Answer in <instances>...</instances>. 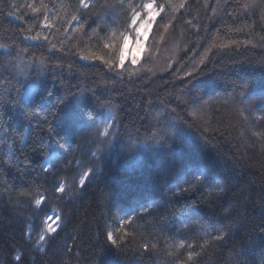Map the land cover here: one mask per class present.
<instances>
[{
	"label": "trees",
	"instance_id": "obj_1",
	"mask_svg": "<svg viewBox=\"0 0 264 264\" xmlns=\"http://www.w3.org/2000/svg\"><path fill=\"white\" fill-rule=\"evenodd\" d=\"M90 1L0 0V264H264V0H157L124 70L128 0Z\"/></svg>",
	"mask_w": 264,
	"mask_h": 264
},
{
	"label": "snow or ice",
	"instance_id": "obj_2",
	"mask_svg": "<svg viewBox=\"0 0 264 264\" xmlns=\"http://www.w3.org/2000/svg\"><path fill=\"white\" fill-rule=\"evenodd\" d=\"M80 5L84 8L88 7V4L85 2V0H79ZM128 8L125 12V15L128 16L127 21L125 22V30L122 33H117L115 31H111L109 33L110 37L112 39H116L117 35H119V41L118 46H115L112 43V40H109L108 42L104 43L103 47L105 49H113L115 48L116 56L113 58V60H105V63L109 65V68H117L120 70L125 69L126 61L129 59L128 53L131 52L130 56V65H137L140 61L141 53L144 51V46L146 41L148 40L149 34L151 32V29L153 28L154 24L157 21V17L164 11L163 5H157V0H145V2H142L138 5L133 4L132 0H128ZM29 7H32L33 12L40 13L42 8H45L47 10L46 5H41L40 7H36L34 5H29ZM105 9L110 8H116L119 7L123 9L125 7V0H117V3L115 5L106 3ZM174 8L175 6L172 5ZM180 7H183V5H180ZM101 17H97V19H100ZM45 20L48 19L47 16L44 18ZM75 19V17H73ZM79 23V21H78ZM93 23H96V21H93ZM48 27L49 25H45ZM32 39H37V37H32ZM46 39V38H45ZM132 44L133 47L130 49L129 45ZM88 58V57H85ZM93 59L97 57H92ZM100 59H104L103 56L99 57ZM134 74V73H133ZM191 75V74H189ZM107 127V126H106ZM105 135H108L107 131L105 130ZM259 135V134H258ZM94 174V169L87 170V175H82L79 180V186L83 187L86 183V181ZM59 192H64V186L61 185L57 187L56 189ZM42 203L41 199H36L35 204L40 205ZM57 219H59L57 217ZM131 221H128L130 223ZM221 227H227L226 225H221ZM58 227H53L51 224H48L47 228L44 230V232L40 235L39 240L41 242L45 241L46 235L50 233H57ZM226 235V233H225ZM54 238V235L53 237ZM108 240L111 241L113 245H118V239L116 236H114L113 233L108 234ZM224 238V235H217V240H222ZM183 243L179 245V247H183ZM153 249H155V245H151ZM149 248L148 244L143 245V249L147 251ZM41 250H43V244H41ZM189 260L192 259L191 253L189 254ZM16 259H20L17 257Z\"/></svg>",
	"mask_w": 264,
	"mask_h": 264
},
{
	"label": "rangeland",
	"instance_id": "obj_3",
	"mask_svg": "<svg viewBox=\"0 0 264 264\" xmlns=\"http://www.w3.org/2000/svg\"><path fill=\"white\" fill-rule=\"evenodd\" d=\"M85 2L88 4V6L90 5V3H91V1L90 0H85ZM161 15V14H160ZM160 15L157 17V20L159 19V17H160ZM157 22V21H156ZM49 25L48 27H46L45 25ZM78 24V20H76L75 22H74V24H73V26L72 27H74V26H76ZM156 24V23H155ZM155 24H154V26H155ZM154 26H153V28H154ZM50 27H51V25H50V21H49V19H47V21L44 23V25H43V30L45 31V32H48L49 30H50ZM153 28L151 29V32H150V34H149V37H148V40L146 41V43H145V46H144V51L141 53V56H140V61H139V63L137 64V65H130V56H131V52H129L128 53V57H129V59L126 61V65L125 66H127V65H130V66H132V67H138L140 64H141V62H142V60H143V58H144V55H145V53H146V51H147V45H148V42H149V38H150V36H151V34H152V31H153ZM133 47V45L132 44H130L129 45V48L131 49ZM37 90H38V85H32L27 91H26V93L24 94V100L27 102V103H31L32 102V100L34 99V97H35V95H36V93H37ZM34 94V95H33ZM33 95V96H32ZM113 117H112V115H107L106 116V119H105V125H104V131H103V136H105V130L107 131V133H109V130L111 129V125H112V123H113ZM107 126V127H106ZM0 135H1V132H0ZM9 154H11V151L9 152ZM57 160V154L55 153V154H53V155H51L48 159H46V161H45V164H44V168H45V170H50L51 169V167L53 166V164L55 163V161ZM87 175V174H86ZM43 199L44 198H41V200L43 201ZM51 214H54L55 216H57L59 219H58V222H59V226H58V230H59V228H60V215H59V213L57 212V211H53V212H51V213H49L47 216H46V218H45V220H44V224H45V226H44V230L47 228V226H48V222H47V219H48V217L51 215ZM44 232V231H43ZM51 235H53V233H48L47 235H46V237H45V241H46V238L48 237V236H51ZM45 241L44 242H41L40 240H39V242H38V247L39 248H41V244H43V247L45 246Z\"/></svg>",
	"mask_w": 264,
	"mask_h": 264
},
{
	"label": "bare ground",
	"instance_id": "obj_4",
	"mask_svg": "<svg viewBox=\"0 0 264 264\" xmlns=\"http://www.w3.org/2000/svg\"><path fill=\"white\" fill-rule=\"evenodd\" d=\"M47 222H48V224H51L53 227H58L59 226V222H58L57 216H55L54 214H51L48 217Z\"/></svg>",
	"mask_w": 264,
	"mask_h": 264
}]
</instances>
